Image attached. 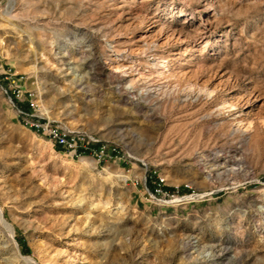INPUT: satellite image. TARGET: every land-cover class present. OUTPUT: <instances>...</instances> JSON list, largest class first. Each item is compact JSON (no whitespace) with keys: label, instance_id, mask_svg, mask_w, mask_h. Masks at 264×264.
<instances>
[{"label":"rangeland","instance_id":"obj_1","mask_svg":"<svg viewBox=\"0 0 264 264\" xmlns=\"http://www.w3.org/2000/svg\"><path fill=\"white\" fill-rule=\"evenodd\" d=\"M151 27L184 39H141ZM155 59L185 61L196 77L159 73ZM0 63V206L22 254L38 264H264V141L232 131L264 120V0H0ZM214 71L229 89L206 82ZM15 84L44 117L116 145L118 157H73L25 126ZM190 87L208 91L184 99ZM247 92L259 99L237 116L233 97ZM157 174L169 195L152 194ZM8 235L0 222V264H30Z\"/></svg>","mask_w":264,"mask_h":264},{"label":"bare ground","instance_id":"obj_2","mask_svg":"<svg viewBox=\"0 0 264 264\" xmlns=\"http://www.w3.org/2000/svg\"><path fill=\"white\" fill-rule=\"evenodd\" d=\"M9 1H10V3L12 5L15 2V0H9ZM8 14H10V12H8ZM207 20H208L207 18H202L200 20V24L201 25H204L206 22H208ZM142 37H143V39L144 38H151L157 44H159V43H161V44H168V43H171V42H177V43H179V42L183 41V39H184V35H183V33L181 31L172 30L171 32H168L167 30H165L163 28H159L158 30H155V29H152V27L146 29L143 33H141V39H142ZM136 38H137V36H136ZM151 44H153V42ZM211 44H212L211 39H206L204 42H201V44H196L195 43L194 50H196L197 52L198 51L203 52ZM149 48H151V47H149ZM137 49L138 48H136L135 50H137ZM185 49L186 48L184 47V50ZM175 53H179V52L177 51ZM183 53H185V52H183ZM169 61L170 60H168V59H163V60H157V59H155L151 64L154 67L157 68V71L159 73H163V72H165L167 70L172 75H174V76H176L178 78L181 77V75H183V76L187 75V73H191L190 77H194V78L196 77L197 70H193V69L185 66L184 65L185 61H183L182 63H178L177 65H171V64L169 65ZM119 63L120 62L118 60L112 59V61L109 64H110L111 67L120 68ZM128 68H130V66ZM165 74H166V72H165ZM224 76H225L224 73H221V72L215 73V71H214V74L213 75H210L208 77V79L206 80V82H209V83L214 84L216 88H220V89L221 88H224V87L225 88H228L229 87V78L228 77L224 78ZM190 77H188V78H190ZM189 86H190V84H189ZM127 87L130 88V89L133 88L132 82H129V85ZM161 88H157L156 89L157 90L156 92H159V91L162 90L165 95L171 96L172 93L168 92L167 89H161ZM204 91H208V89L207 90H205V89H203V90L202 89H196L195 90V87L194 88L190 87V92H189V94L185 95L186 97L184 99H189L190 98L192 100H197V99H199L202 96V94H203ZM211 93L212 92H210V94ZM205 94H206V92H205ZM236 97H233V98L236 99V102L234 100L233 101H234V104L236 106L238 105V107H239V114L237 116H246V115L248 116L249 115V112H250V108H252L255 105V103L257 102V100L259 99V96L258 95H256L255 93H250V92L248 94H246V95H243V96H239L238 95V97L237 98ZM229 107H231V106H229ZM221 108H223V107L220 106V107H218L216 109L218 115L222 112ZM232 131L233 132H236V133H238L240 135L241 141L243 143H247L250 146L258 145V144H260L261 142L264 141V120L263 121H257V122H255V121H248L247 123H243V124H240V123L239 124H235L234 128L232 129ZM207 176L209 178H212L213 177L212 176V173L210 171H208V175ZM1 209L2 208L0 206V222H1L2 225H4V227H5L6 231L8 232L9 236L12 237L13 236V229L11 228L10 224L7 221H5V219L3 218ZM25 259H26L25 261H27L28 263L35 264L34 262L31 261L30 257H25Z\"/></svg>","mask_w":264,"mask_h":264},{"label":"built area","instance_id":"obj_3","mask_svg":"<svg viewBox=\"0 0 264 264\" xmlns=\"http://www.w3.org/2000/svg\"><path fill=\"white\" fill-rule=\"evenodd\" d=\"M3 73L9 74L5 70ZM13 93L17 101L23 104H19L16 107L17 115L20 117L22 123L35 132L47 136L53 145L60 147L71 156L79 157L87 153L99 161L118 157L119 149L116 145L100 141L93 135L87 134L84 131L72 130L44 117L38 108V102L34 93L23 90L21 86L17 84L13 86ZM164 183V177L157 174L154 180V187L151 189L152 194L169 195L164 188ZM175 189L178 194H173L174 196H171H173V199H178L180 198V190L179 187H175Z\"/></svg>","mask_w":264,"mask_h":264},{"label":"water","instance_id":"obj_4","mask_svg":"<svg viewBox=\"0 0 264 264\" xmlns=\"http://www.w3.org/2000/svg\"><path fill=\"white\" fill-rule=\"evenodd\" d=\"M3 227H4V225H3ZM9 236V235H8ZM9 238L13 241V244H14V246H15V248H16V252H17V255L19 256V257H21L22 259H24V260H26L25 259V257H30V259H31V261L32 262H34L35 264H38L37 262H36V260L33 258V257H31V256H29V255H24V254H22L21 252H20V250H19V248H18V244H17V242H16V240L13 238V236L12 237H10L9 236Z\"/></svg>","mask_w":264,"mask_h":264},{"label":"trees","instance_id":"obj_5","mask_svg":"<svg viewBox=\"0 0 264 264\" xmlns=\"http://www.w3.org/2000/svg\"><path fill=\"white\" fill-rule=\"evenodd\" d=\"M58 149H60V150H61V148H60V147H58Z\"/></svg>","mask_w":264,"mask_h":264}]
</instances>
